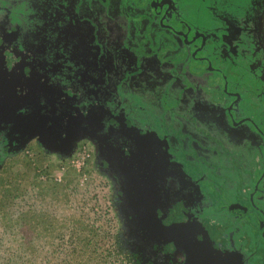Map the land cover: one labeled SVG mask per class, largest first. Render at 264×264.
Returning <instances> with one entry per match:
<instances>
[{
    "label": "flooded vegetation",
    "instance_id": "obj_1",
    "mask_svg": "<svg viewBox=\"0 0 264 264\" xmlns=\"http://www.w3.org/2000/svg\"><path fill=\"white\" fill-rule=\"evenodd\" d=\"M67 2L43 0L44 9H37L46 18L50 17L49 11L56 12L55 23L50 27L63 26L65 19L71 24L67 27L71 54L84 62L82 70L89 72L91 68L86 66L94 60L95 73L102 76L101 72L106 70L111 77H99L95 81L98 82L96 89L100 88L95 100L80 104L76 94L63 92L73 86L66 84L69 76L46 80L36 69L30 75L18 78L12 75L18 81L13 83L15 98L23 107L22 111L16 109L15 112L22 123L18 125L16 119L8 117L9 128L6 122L0 121V128L4 129L1 136L6 135L10 143L5 150H15L34 136L42 145L62 151L73 150L83 142L95 166L114 182L111 186L119 194L117 203H122L132 218V228H126L129 242L159 249L165 259L174 258L177 263L217 264L206 263L203 255L201 257L205 252L221 264H264V38L258 28L259 1L197 0L200 6L196 15L203 23L185 13L183 0ZM4 12L7 17L9 10ZM3 13L0 17H4ZM136 14L145 18L137 24L126 23L127 17ZM145 26L173 34L170 35L176 37V42L171 53L183 51L185 54L188 49L185 62L173 63L172 59L164 58L160 63L150 53L144 57L142 66H138L131 54L132 46L127 48L131 58L116 54L117 47L121 48L123 43L137 45V40L142 38L144 49L148 48L145 43L152 40V35L142 36ZM52 29H44V32L49 35ZM92 32L97 38L93 39ZM25 39L21 36L17 41L25 43ZM105 57L106 65H102L100 58ZM119 61L125 63L128 74L134 72L135 77H147L144 72L156 73L157 81L154 79L151 85L163 88L161 105L166 115L172 116L188 106L192 118L197 111L202 113V109H209L225 126L233 129V139L228 136L225 139L224 135L212 139L210 131L214 133L222 126L217 123L215 127V120L208 121L198 131L187 127L189 123L178 127L176 124L167 133L159 128L156 131L154 126H161L162 122L154 115H144L143 107L125 100L113 102L106 96L108 90L119 86L126 73L123 66L118 71L114 65ZM215 74L221 77L219 90L225 99L219 105H212V101L207 104L203 98L193 100L202 90L207 92V85L211 83L208 78ZM203 76L208 84L201 85L198 81ZM76 81V88L82 85L86 88V84ZM124 85L119 86V92ZM11 94L0 102L6 103ZM81 105L86 111L75 123L65 119L70 113L71 117L75 115L76 107ZM55 109L54 116L48 115ZM11 125L17 130L8 134ZM232 142L233 150H229ZM246 145L255 152L258 150L259 157L253 159L257 161L254 169L253 165H239L242 156L236 149ZM243 156L246 160L244 153ZM216 157L225 163L222 166L228 165L225 171L230 173L220 174L221 163L215 161ZM187 165L189 168H185ZM258 165L260 170L256 173ZM166 169L171 171L168 175L179 176L186 182L188 192L182 195L190 199L187 204L179 203L177 215L172 218L159 207L171 211V197L176 199V191L166 185L156 188L157 180L161 179L157 175H164ZM243 177L247 185L238 197L233 191L237 187L235 183H242ZM203 218L213 219L218 226H226L230 221L231 227L209 240L202 233ZM245 237L247 244L242 240Z\"/></svg>",
    "mask_w": 264,
    "mask_h": 264
},
{
    "label": "rangeland",
    "instance_id": "obj_2",
    "mask_svg": "<svg viewBox=\"0 0 264 264\" xmlns=\"http://www.w3.org/2000/svg\"><path fill=\"white\" fill-rule=\"evenodd\" d=\"M183 1L186 7L185 13L188 12L189 16L195 19L194 21L203 23L196 15L200 6L198 2L196 3L197 0ZM258 1V28L264 38V0ZM59 2H61L60 4L68 3L67 0H59ZM9 3L0 0V14L9 10L7 17L5 12L2 15L4 17H0V99H5L12 93L7 101L16 103V106H19V110L22 111L23 105L18 103L15 98V89L12 92L9 91V89H13V83L18 82L13 76H17V74L19 76L29 75V71L33 72L36 69L39 72L37 74L41 76L40 73H43L46 80L53 77L55 80L60 76H69L66 84H73V86L70 85L71 89L66 90L65 88L63 92L74 94V96L76 94L80 104L95 100L98 94L97 90L100 89H96L98 82L95 83V81L99 77L110 78L111 75H108L106 70L101 72L102 76L95 73L94 60L86 66L91 68L89 72L82 70L84 62L76 60L75 56L71 54V39L68 38L69 34L67 33L70 23L66 21L67 19L59 28L50 27L55 23L53 21L56 19V12L49 11V18H46V15L42 16L40 9L37 8L44 9L43 0H9ZM144 18L143 15L136 14L130 15L125 20L126 23L137 24ZM47 28H53L49 35L44 32V29ZM170 34V32H159L145 26L142 36L152 35V40L145 43L148 44L149 47L145 45L148 48L144 49V38L142 40L140 38L141 41L137 40L138 44H133L134 46L123 43V47H117L116 54L122 55L124 58H131L127 48L132 46V52H130L133 55L134 63L138 66H142L144 57L150 56V53H153L160 63L164 58L172 59L173 63L185 62V54L188 49H185V54L183 51L171 53V47L174 46L176 37H172L173 34ZM21 36L26 37L25 43H20L23 42L22 40L17 41ZM92 36L93 39L97 38L94 32H92ZM163 37L168 40H164ZM100 59L102 60H100L101 64L106 65V57ZM114 65L118 71L122 66L125 69L123 62L119 61ZM127 71L125 69L126 73L123 74L120 79L121 83H119V86L127 83L123 86V91L119 92L121 87L116 86L113 90H108L106 96L116 103H122L125 100L129 104L141 106L145 110L144 115H154L159 118L158 121L162 122V127L154 126L156 131L159 128L160 131L167 133L176 124L178 127L184 123H189L187 127L198 131L204 128V124H207L208 121L215 120V127L217 123H222V126H219V129H216L217 131L215 130L214 133L210 131L212 139L215 140L216 135L218 138L224 135L222 137L225 139L228 137L230 140L233 139V129L225 126L209 109H202V113L197 111V114L192 118H190L191 111L188 106L172 116L166 115L161 105L162 91L164 90L160 86L151 85L154 79L157 81L156 73L144 72L143 75L147 77H135L134 72L128 74ZM77 79L82 84H86V88L82 85L77 89ZM208 79L211 81L209 84L205 76L198 79L201 85L208 84L207 92L204 93L202 90L201 95L198 93V96L193 100L203 98L207 104L212 101L214 102L212 105H216V103L219 105V102L225 99L219 90L221 77L215 74L214 76L210 75ZM204 87L206 88V86ZM31 89L32 87L29 88V90ZM23 93L25 92L23 91ZM103 93L106 94L104 91ZM174 95L175 92L172 96ZM167 100L170 103V99ZM1 102L3 101L1 100ZM82 106L76 107L75 115L71 117L70 113L65 119H69L70 123H75L76 118L86 111V108H81ZM16 112H9L8 116H3L0 113V121L6 122L5 126L10 128L11 122H7L5 117L15 120ZM56 113L55 109L48 115L54 116ZM14 114L15 116H13ZM24 121L27 122V119ZM3 130L0 128V264H189L177 263L174 258L168 257L166 261L159 249L157 251L144 244L142 245L145 247L139 245L141 243L136 245L127 240L126 228L131 229L133 222L124 205L117 203L119 194L111 186L113 181H110L95 166L90 157L82 170L83 175L75 173V170L70 166L71 159L85 143H80L81 145L79 144L73 150L70 148L67 151H62L42 145L37 136H34L26 140L19 148L7 151L4 147L10 143L6 135L1 136ZM14 130L16 132L17 127L11 125L8 134L13 133ZM233 143H229V150H233ZM11 144L16 146L13 141ZM236 152L242 156L239 165H253L252 169L255 168V165L257 166V161L253 159L259 157L258 150L255 152L254 148L251 150L246 145L245 148L241 146L236 149ZM243 153L247 157L246 160ZM217 160H219L218 157L215 161ZM219 162L222 169L220 174L230 173V171H225L228 165L224 167L222 165L225 163L222 160ZM96 163L98 165V161ZM60 166L64 167L63 179L60 183H55L49 176L60 171ZM185 168H189V166L187 165ZM257 170H260L259 165L256 168V173ZM165 172L164 175H157L161 179L157 180L156 188L163 185L168 186L169 189L176 191V196L173 195L176 199L171 197V211L170 208L161 207L159 210L172 218L177 215L179 203L187 204L190 199L182 195V192H188L186 182L179 176L168 175L171 172L168 169ZM249 174L250 172L246 176ZM244 179L243 177L242 183H235L237 187L233 193H237L238 197L244 193L243 190L247 185ZM179 196L181 200H179ZM120 212H124V214L122 215ZM163 213L161 216L168 219ZM229 222L227 221L226 226L221 224L218 226L213 219L203 218L200 225L202 233H205L210 240L214 234L228 231L231 227ZM254 235L251 237L253 243ZM195 236L197 237V234ZM243 239L247 244L248 238ZM194 246L195 241L193 248H195ZM202 255L206 263L221 264L214 256L205 255V252L201 254V257Z\"/></svg>",
    "mask_w": 264,
    "mask_h": 264
},
{
    "label": "built area",
    "instance_id": "obj_3",
    "mask_svg": "<svg viewBox=\"0 0 264 264\" xmlns=\"http://www.w3.org/2000/svg\"><path fill=\"white\" fill-rule=\"evenodd\" d=\"M88 159L89 152L86 148V145H81V147L78 149V152L71 159L70 166H72L73 170H75V173L83 175L82 170L85 167ZM63 169L64 167L60 166V171L50 175L49 178L54 182L60 183L63 179Z\"/></svg>",
    "mask_w": 264,
    "mask_h": 264
},
{
    "label": "water",
    "instance_id": "obj_4",
    "mask_svg": "<svg viewBox=\"0 0 264 264\" xmlns=\"http://www.w3.org/2000/svg\"><path fill=\"white\" fill-rule=\"evenodd\" d=\"M19 77V75L17 74V78ZM9 89V88H8ZM14 87H13V89H9V91L10 92H12V91H14ZM1 104V106H0V113L3 115V116H8L7 114L9 113V112H15L16 111V109H19V106H16V103H12V102H6V103H4V101L3 102H1L0 103ZM13 116H15V114L13 115ZM18 116V115H17ZM5 119H8L7 117H5ZM16 123L18 124V125H20L21 123H22V118H20V116H18V117H16Z\"/></svg>",
    "mask_w": 264,
    "mask_h": 264
},
{
    "label": "trees",
    "instance_id": "obj_5",
    "mask_svg": "<svg viewBox=\"0 0 264 264\" xmlns=\"http://www.w3.org/2000/svg\"><path fill=\"white\" fill-rule=\"evenodd\" d=\"M31 72H32V71H29L30 74H31ZM30 74H29V75H30ZM15 75H16V74H15ZM55 183H57V182H55Z\"/></svg>",
    "mask_w": 264,
    "mask_h": 264
}]
</instances>
